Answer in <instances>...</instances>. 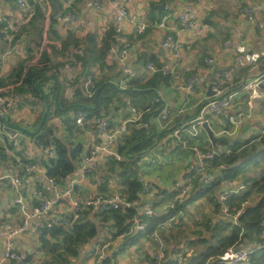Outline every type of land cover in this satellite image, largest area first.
I'll use <instances>...</instances> for the list:
<instances>
[{
    "label": "crops",
    "instance_id": "crops-1",
    "mask_svg": "<svg viewBox=\"0 0 264 264\" xmlns=\"http://www.w3.org/2000/svg\"><path fill=\"white\" fill-rule=\"evenodd\" d=\"M35 1L44 8L48 17L52 15L53 19H58L57 31L62 37H65L68 32H72L81 38L90 33L101 34L103 28L106 30L105 33L114 29L117 11L123 5V0H117L114 4L109 0H102L100 5H97L95 0H70L68 7L67 2L69 0ZM166 1L137 0L133 3L130 7V18L123 22L122 32H116L117 44L111 47V53L106 59L107 65L101 72V74L106 73L108 77H111L115 84L120 85L125 80L137 82L142 79V81L137 82L141 85L146 81L145 76L153 75L152 72L147 71L148 63L153 62L158 67H162L164 73H170L173 76L172 86L161 93L164 102L163 111L152 119L158 134L166 130L169 133L144 155L135 168L137 179H144L146 185L154 188L150 194L141 196L143 203L159 199L156 196L158 193L161 191L172 192L176 184H183L189 179L192 167L197 161L195 150L211 151L212 148L220 151L222 148L220 143L215 149L203 126L195 130V135L192 133V122L200 116L203 108L213 98L232 97V107L224 115L220 117L206 115L205 117V122L209 124L215 136L237 138V141L260 140L264 136V89L260 90V98L253 104L249 97V91L246 89L252 79L263 75L260 68L264 67V8L255 12L253 23L241 16L243 9L263 5L264 0ZM163 4L166 5L165 9L160 10ZM55 5L59 9V15L56 18L53 17ZM154 5L158 7L157 11L153 9ZM67 10L75 12L80 18L83 24L80 31L66 19ZM21 12L17 0L14 2L0 0V19L6 18L17 23L21 18ZM181 12L192 13L197 21V27L193 30H179L177 32L183 49L179 59L174 60L171 53L161 46L165 31L157 30L152 25L151 18L160 19L164 15L170 14L169 24L178 27V14ZM138 23L150 25L143 36L136 34ZM0 31L3 33V28H0ZM54 41H51V44ZM227 41L231 44V50L225 49L224 44ZM9 49L11 46L7 38H0V60ZM123 52H126L125 55H122ZM237 55L252 56L257 61V67L235 64L234 58ZM206 57L215 58L216 63L203 83L195 92L189 94L185 89L188 80L193 76L200 77L206 74L204 63ZM26 58L27 52L23 46L12 54L1 78L7 77L17 63ZM38 59L37 57L36 61ZM125 68H128V72H125ZM94 70L100 74V68L97 67ZM216 70H225L226 72L218 76L220 86L216 89L217 95L211 97L212 92L209 89L212 84V75ZM76 74L77 72L74 70H64L60 76V82L66 86L64 95L69 100L73 98L78 89V86L72 87L70 85ZM225 84L231 85V87L221 90ZM45 101L47 100H43L40 106H32L23 101L18 108L8 111L5 119L23 129L19 132L22 139L13 138L4 129L0 132V141L5 148H11L10 145L16 140L20 142L23 149L29 152V155L25 156L22 151L14 149L20 160L7 154V160L0 163V175L8 176L7 179L0 178V223L4 232H16L14 243L16 250L24 258V264L51 262V256L45 254V251L41 249V239L48 231L40 234L39 230H44L46 224L54 218L71 213L75 202L85 203L101 194L99 185L104 180L102 175L108 173L107 159L101 155L102 158L94 176H82L80 166L75 174L69 178L65 189L58 187L59 195L51 186L45 173L27 175L22 166L23 159L28 158L33 161L47 156L46 152L40 149L39 141L36 138L38 133L41 134L39 129L42 125L41 131L46 128L53 129L49 136L42 135L51 141L55 137L65 138L68 136L74 143H81L84 147V157L91 149L102 147L105 144L104 136L93 126L79 127V130H73L72 133H69L63 121L73 116L71 112L60 116L53 114L47 121L44 118V124H41L38 129L37 122L45 108L42 105ZM52 107L55 109V105ZM115 108L114 110L112 107L113 110L110 111L107 118L112 126H117L131 118L133 108H124L118 104H115ZM177 129L181 130L182 138L187 142V147H175L171 131ZM51 149L48 148L47 150ZM72 180H75L76 184L72 195L69 197L65 195V192ZM236 184V181L224 183L216 193V199L220 201V197L234 189ZM120 189L121 186L118 181L112 178L107 191L102 192V194L112 197L119 193ZM38 191H42L50 201L59 199V204L40 215L34 216L32 212L38 206L36 201ZM19 198L23 203L15 205V199ZM168 207L169 205L165 204L160 210H166ZM97 211L98 209H93L92 218ZM24 212L33 215L27 227H24ZM188 213L187 216L181 215L180 218L184 219L185 227L188 226L191 229L194 227L189 223L188 216L190 215L197 221L206 215L213 216L215 222L232 221L230 216L224 212V208H221L218 214H214V205L207 199H200L191 204L188 207ZM106 231V228L102 230L98 239L85 247L81 257L70 259L69 264H96L88 258V252L100 242L105 241ZM137 234L134 232L132 235ZM127 236H130V232L111 240L110 250L107 251L106 255L107 259L110 260L109 264H150L156 253V242L151 237H143L136 244L129 245L126 250H123ZM248 247L251 245L246 246V248ZM2 251L3 239L0 238V258ZM27 259L28 262L25 263ZM3 264L18 263L6 262Z\"/></svg>",
    "mask_w": 264,
    "mask_h": 264
},
{
    "label": "trees",
    "instance_id": "trees-1",
    "mask_svg": "<svg viewBox=\"0 0 264 264\" xmlns=\"http://www.w3.org/2000/svg\"><path fill=\"white\" fill-rule=\"evenodd\" d=\"M26 1L35 6L36 13L27 24L17 25L16 37H25L23 46L27 58L18 62L7 77H0V97L6 95L5 89L9 87L10 94H19L22 102L32 106H40L46 99L49 108L48 110L44 108L40 114L38 129L44 118L47 121L53 114L60 116L67 112L73 113V116L63 121L69 133L79 130L76 123L78 113L108 118L112 107L114 110L117 108L115 104L124 108L131 107L142 113L140 121L128 124L127 132L118 144V152L123 160H107L108 173L102 175L104 180L99 185L101 193H105L111 179H116L121 186L119 193L125 196L126 202L131 206L114 209L107 205L106 208L99 209L93 218L91 215L95 208L86 207L85 217H80L72 227L55 225L41 239V249L51 256V262L46 261L45 264H69L70 259H79L85 247L97 240L105 228L107 230L105 241H109L110 237L113 240L129 233L134 220L137 219L145 226L146 232L127 236L123 247V250H126L129 245L136 244L141 238H150L161 224L172 217L178 219V224L176 230L162 235L167 245V255L160 264H206L209 259L216 258L229 249L246 248L248 245L253 248L250 264H264V248H260L264 243V169L259 170L264 165V136L260 140H241L232 144L221 142L220 151L211 148V151L217 153L214 165L208 168V173L214 176V179L208 186H201L199 181L195 180L194 189L185 200L176 201L175 191H161L156 195L160 200L141 202L140 194L145 186L149 187L151 192L154 188L142 184L137 179L135 168L144 155L169 133L166 130L158 134L152 119L163 111L161 93L172 86V74L164 73L162 67L156 65L157 72L145 76L144 84L137 83L142 79L137 82L132 80L128 82V88L122 90L106 73L101 74L107 65L106 59L111 53V47L117 44L115 39L117 33L114 29L104 35L96 32L81 38L75 33L68 32L62 37L57 31L58 19H53L52 15L48 17L35 0ZM168 1L174 0L166 2ZM157 8L153 6L155 11ZM156 20H158L156 17L151 18L152 23ZM0 28L2 29V26ZM45 37L49 42L46 45ZM54 40L58 41L59 45L51 44ZM48 49L51 50L50 53ZM73 51L75 52L72 59L67 60V55ZM39 52L41 54L36 61ZM67 64L77 72L70 85L78 86V89L70 100L64 95L66 86L60 82V76ZM97 67L101 70L100 74L86 89V78ZM260 70L264 76V67ZM229 87L231 85L225 84L221 90ZM4 121L5 119L0 118V132L4 129ZM36 138L39 145H43L45 149L52 148V156L41 158L47 177L53 179L60 189H65L69 178L83 162V145L74 143L68 136L55 137L51 141L38 133ZM10 147L12 148V145ZM7 157L6 148L0 141V163L5 162ZM31 162L32 160L28 158L23 159L22 166L25 171ZM193 176L194 172L191 171L190 177ZM235 181L244 182L246 190L239 193L228 192L224 202L216 199L215 195L224 183ZM200 199H207L214 205V214H218L221 208L227 206V214L232 221L215 222L213 216L206 215L201 221H196L199 227L191 229L190 239L185 237L181 246L180 243L175 244L172 235L185 227L184 219L180 216H187L188 207ZM165 204L169 207L160 210ZM148 205L156 212L152 219L142 214V210ZM171 205L174 208H171ZM235 219L236 221H233ZM109 261L107 259L101 264H109ZM150 264L157 263L152 259Z\"/></svg>",
    "mask_w": 264,
    "mask_h": 264
},
{
    "label": "built area",
    "instance_id": "built-area-1",
    "mask_svg": "<svg viewBox=\"0 0 264 264\" xmlns=\"http://www.w3.org/2000/svg\"><path fill=\"white\" fill-rule=\"evenodd\" d=\"M113 4L117 0H109ZM137 0H123V5L117 11L115 22H114V30L117 33L122 32V24L123 22L130 18V7L133 5L134 2ZM102 0H95L97 5H100ZM19 7L21 8V18L17 23H13L12 21L1 18L0 25L3 28V33L7 38L11 49L7 53H5L1 60H0V77L3 76L5 67L7 66V62L10 60L12 54L16 52L18 49L23 47V38H17L16 34L18 32L17 25H25L27 24L35 15L36 9L34 5H31L26 0H18L17 1ZM70 4V0L67 2V7ZM264 8L263 5H256L253 7L245 8L241 11V16L247 19L249 22L253 23L255 21V12L257 10H262ZM42 11L44 8L41 7ZM66 19L72 23L75 28L80 31L82 29V22L77 14L73 11H66L65 13ZM170 14H166L160 19L154 21L152 25L161 31H165L161 46L163 49L167 50L171 53V56L174 60H178L180 57V52L183 49V44L177 37V32L180 30H193L197 27V21L193 17L192 13L190 12H181L178 14V27L170 25ZM148 23H138L136 25V34L138 36H143L146 34L148 28ZM106 30L103 28L101 31L102 35L105 33ZM47 38L44 39V45L48 44ZM54 44L59 45L58 41H55ZM43 45V46H44ZM226 50H231V44L229 41L225 42L224 44ZM49 53L51 52L48 49ZM75 51L69 53L67 55V60L72 59L73 53ZM126 52H123L122 55H125ZM40 52L37 53V57H40ZM235 64L242 65V66H251L257 67V61L252 56L246 57L243 55H237L234 58ZM205 67H206V74L203 76H193L191 77L187 84H186V92L192 94L195 90L203 83L204 79L208 76V73L213 69L216 60L212 57H206L204 59ZM65 70H72L70 65L67 64ZM147 71L152 72L153 74L157 72V67L155 63L151 62L147 65ZM125 72H128V68H125ZM98 75L97 70H93L88 77L86 78L85 87L88 89L92 83L94 78ZM264 84V76L260 75L256 78L252 79L246 89L249 91V97L252 99L255 96H258L260 93V85ZM120 88L122 90H126L128 88V82L125 80L121 82ZM9 87L5 89L6 95L0 97V118L5 119L8 111L15 110L18 106L22 103V98L19 94L9 93ZM232 107V97H223V98H213L206 107L203 108L200 116H198L193 122V135H195V130L200 128L205 123L206 115H211L212 117H220L224 115L229 109ZM142 117V113L136 111L135 109L132 110L131 118L123 121L121 124L117 126H112L110 121L107 118H99V117H91L86 113H78L77 115V125L79 127H84L86 125L93 126L96 128L103 136L105 140V144L102 147H96L91 149L88 154L84 157L80 172L82 176H94L95 172L99 166L100 159L102 158L101 155H104V158L109 159H116L118 161L123 160V157L118 152V144L120 141L123 140L124 135L127 132V126L129 123H134L140 121ZM147 127V126H146ZM264 133V131H263ZM172 138L174 139L175 147H187V142L183 140L181 135V130L177 129L172 132ZM15 140V139H14ZM42 151H45L47 156H52V150H47L44 148L43 145H39ZM20 150L24 153L25 156L29 155V152L26 149H23L20 146L19 141H13L12 148L7 147L6 153L11 155L12 157L19 159L18 155L15 153V150ZM195 155L197 161L195 165L192 167V172H194L193 177H189L187 181L183 184H176L173 188V191L176 192V201H183L189 197L190 193L194 189V182L198 180L201 186H208L212 183L214 176L208 173V168L214 165L216 160L217 153L214 151H201L195 150ZM153 163L155 161H152ZM0 172H1V165H0ZM27 175H33L35 173H45L46 169L41 161V159H35L26 168ZM1 179H7L8 176L0 175ZM142 184H145L144 179L139 180ZM49 182L53 188H55L57 195H59V188L56 182L53 179H49ZM76 184L75 180L70 181L69 188L65 192V195L69 197L72 195L74 190V185ZM246 190V185L244 182L239 181L236 184L234 189L229 190V192L239 193ZM151 191L149 187L145 186V189L141 192V196H145L150 194ZM227 194V193H226ZM226 194L220 197V201L224 202L226 200ZM36 201L38 206L34 208L32 214L34 216L40 215L56 205L59 204V199H55L54 201L48 200L42 191H38L36 193ZM23 201L19 199H15V205H21ZM107 205H111L114 209H118L120 206L130 207L131 205L126 202L125 196L122 193H117L112 197H108L104 194H98L94 199H91L85 203L75 202L74 208L71 213L64 214L63 216H59L54 218L51 222H48L44 228V230H39L40 234H43L44 231H49L54 228L55 225H65L67 228L73 226V224L80 218L85 217V210L86 207L93 206L95 209H102L106 208ZM174 208L173 205L170 206ZM224 212L227 214L228 208L227 206L224 207ZM25 220H24V227L29 225V222L33 215H30L26 212ZM142 214H144L148 219H152L155 217L156 212L152 209V207L147 206L142 210ZM236 220V219H235ZM178 224V219L175 217L169 218L163 224H161L157 231H155L151 238L156 242V253L153 257L155 263L160 264L162 263L167 255V246L163 239V234L169 233L171 231L176 230ZM2 225L0 223V238L3 239V251L0 258V264L6 262H16L18 264H24V258L21 254L16 250L14 238L16 232L7 233L4 232L2 229ZM145 233L146 229L143 224H140L139 220H134L133 229L130 230V234L133 233ZM111 246V237L109 241H105L102 244H98L94 249L88 252V258L92 259L96 264H101L105 260H107V251L110 250ZM260 248H264L263 245ZM253 248H238V249H229L222 255L209 259L206 264H250L251 254Z\"/></svg>",
    "mask_w": 264,
    "mask_h": 264
},
{
    "label": "water",
    "instance_id": "water-1",
    "mask_svg": "<svg viewBox=\"0 0 264 264\" xmlns=\"http://www.w3.org/2000/svg\"><path fill=\"white\" fill-rule=\"evenodd\" d=\"M165 6H166V5L163 4L162 7H160V10L165 9ZM58 15H59V9H58V7L55 5V6H54L53 17L56 18V17H58ZM4 37H5V34L2 33V32L0 31V38H4ZM248 57H250V56H248ZM225 72H226L225 70H216V71H214V73H213V75H212V79H211V80H212V84H211L210 89H209L210 92H212V94H210L211 97H215V96L217 95V91H216V89H218L219 86H220V81H219V79H218V76H219V75H222V74L225 73ZM260 89H264V84H261V85H260ZM259 98H260L259 95L253 97V98H252V104L255 103ZM42 105L46 108V110H48L49 107H48V102H47V101H45V103H42ZM44 122H45V119L43 120V123H42V124H44ZM42 128H43V125H42L41 129H39V132H41V135H46V136H49L50 133H51L52 130H53L52 128H46V129H44L43 131H41ZM203 128H204L205 131L207 132L208 137H209V139H210V141H211V143H212V146H213L215 149L218 148V144L221 143V142H228V143H231V144H232V143H235V142L237 141V138H235V139H231V138H229V137H227V136H221V137H217V136H215V134H214L213 131L210 129L209 124H208L207 122H205V123L203 124ZM4 131H5L6 133H8L9 135H11L13 138H16V139H18V140L22 139L21 136L19 135V132H20V131H23V129H21L20 127L14 125V124H12V123H10V122L7 121L6 119H5V121H4Z\"/></svg>",
    "mask_w": 264,
    "mask_h": 264
},
{
    "label": "rangeland",
    "instance_id": "rangeland-1",
    "mask_svg": "<svg viewBox=\"0 0 264 264\" xmlns=\"http://www.w3.org/2000/svg\"><path fill=\"white\" fill-rule=\"evenodd\" d=\"M264 169V165L262 167L259 168V170ZM255 174H252V176H254ZM189 217V223L190 225L194 227V229H197L199 226L196 224V219H193V216H188ZM204 218V216L202 217ZM202 220V219H201ZM200 220V221H201ZM199 222V221H198ZM191 228L186 226L183 229L179 230L177 233L173 234V242L175 244L180 243V246L182 245V243L185 241V237L187 238H191L192 234H191ZM170 247L172 246V244L169 245ZM193 250V249H192ZM190 251V250H189Z\"/></svg>",
    "mask_w": 264,
    "mask_h": 264
}]
</instances>
